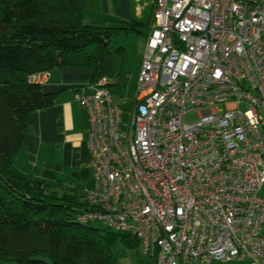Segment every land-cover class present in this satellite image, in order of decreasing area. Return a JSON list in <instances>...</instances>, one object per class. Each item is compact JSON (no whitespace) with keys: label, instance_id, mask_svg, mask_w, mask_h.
Returning a JSON list of instances; mask_svg holds the SVG:
<instances>
[{"label":"built area","instance_id":"2783aa9c","mask_svg":"<svg viewBox=\"0 0 264 264\" xmlns=\"http://www.w3.org/2000/svg\"><path fill=\"white\" fill-rule=\"evenodd\" d=\"M107 83L77 92L93 171L78 220L156 264H264V0H155L132 106Z\"/></svg>","mask_w":264,"mask_h":264},{"label":"trees","instance_id":"16d2710c","mask_svg":"<svg viewBox=\"0 0 264 264\" xmlns=\"http://www.w3.org/2000/svg\"><path fill=\"white\" fill-rule=\"evenodd\" d=\"M141 26L150 22L85 23L79 0H0V264H119L111 249L116 237L139 249L133 234L79 221L85 203L75 187L20 175L12 163L30 116L58 95L32 77L82 68L93 71V82L112 38Z\"/></svg>","mask_w":264,"mask_h":264},{"label":"crops","instance_id":"0c3cea01","mask_svg":"<svg viewBox=\"0 0 264 264\" xmlns=\"http://www.w3.org/2000/svg\"><path fill=\"white\" fill-rule=\"evenodd\" d=\"M154 3L155 0H79L84 22L98 25L107 24L108 20L153 21ZM103 70L97 77H107V69ZM92 75V70L68 67L49 72L41 84L45 91L58 93L56 101L30 116L29 133L13 158L15 172L40 181L59 180L64 185L65 180L82 177L84 170L92 169L89 131L85 133V129H90V122L88 126L86 113L77 98V87L90 84ZM67 171H70L68 175ZM261 189L264 195V184ZM217 264L250 262L243 259Z\"/></svg>","mask_w":264,"mask_h":264},{"label":"rangeland","instance_id":"374dc122","mask_svg":"<svg viewBox=\"0 0 264 264\" xmlns=\"http://www.w3.org/2000/svg\"><path fill=\"white\" fill-rule=\"evenodd\" d=\"M151 22L152 19L150 21V26H141L139 28L141 32L130 31L128 33L119 32L116 34L110 41V54L104 60L99 70V72H102L104 68L107 69L106 75L109 83H111L108 89L112 95L113 103L120 105L125 110L132 106L138 91V76L145 52L147 37L151 28ZM107 59H110V62H108ZM244 107L245 106L242 105V108ZM83 109L86 113V120L89 126L90 119L88 112L84 106ZM197 118L198 112H193L187 115L185 120L191 122ZM85 131V133H88L89 128L85 129ZM68 172L70 173V171H67V175ZM86 172L87 170H84V175L82 177H73L70 181H68L69 179L65 180L64 185L75 187L78 193H82L83 187L93 182L92 169L90 168V170ZM260 196H264L262 189L260 191ZM90 226L99 228L102 232L106 230L118 232L114 228H108L105 223L99 220L91 221ZM111 249L119 264H156L150 255L143 254L141 247H139L138 250L129 248L119 237H116L111 245Z\"/></svg>","mask_w":264,"mask_h":264}]
</instances>
